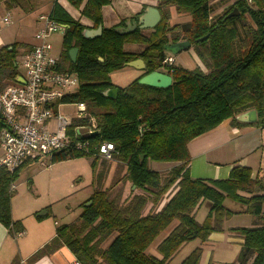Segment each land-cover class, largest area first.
Instances as JSON below:
<instances>
[{
	"label": "trees",
	"instance_id": "16d2710c",
	"mask_svg": "<svg viewBox=\"0 0 264 264\" xmlns=\"http://www.w3.org/2000/svg\"><path fill=\"white\" fill-rule=\"evenodd\" d=\"M66 1L77 9L81 7L80 16L91 21L90 26L84 25L56 1L49 12L52 20L64 26L58 69L78 77L76 90L62 101L83 102L95 117L96 131L86 137L79 134L75 139L85 138L91 144L112 143V158L125 165L124 179L134 188L127 190L121 202L118 195L110 198L107 189H95L76 220L60 224L56 235L27 262L64 244L79 264H169L185 243L198 239L203 244L211 233L224 231L225 219L235 213L223 204L228 198L241 205L239 212L257 216L258 222L228 229L242 238L240 252L236 263L219 264H261L264 174L253 176L250 167L234 165L227 178H192L187 144L225 119L237 126L264 127V0H235L214 19L210 17L212 0H157L161 18L148 34L138 28L120 33L118 27L124 26L127 19L115 26H102L101 8L111 0ZM5 2L10 7L11 0ZM234 9L238 15L228 16ZM141 12L129 21H136ZM172 12L187 14L190 19L171 25ZM247 19L251 22L243 23ZM99 25L100 35L83 36V30ZM179 40L191 43L207 71L174 66L167 71L172 77L170 86L139 84L142 75L163 66L164 45ZM125 43L144 48L137 53L127 52L123 49ZM20 47V42L0 46V92L20 75L16 61ZM72 48H77L75 61L68 54ZM138 58L145 65L142 74L123 87L111 82L112 71ZM115 87V98L104 95ZM250 110L256 111V122L236 119ZM80 123L85 120L74 119L69 133L73 134V127ZM79 155L99 159L93 152L57 153L52 159ZM148 160L171 163L172 168L162 174L148 168ZM21 166L12 172L0 166V223L12 236L23 230L21 221L11 218L14 191L9 190ZM203 201L208 210L204 220L198 222L195 211ZM46 210L49 216L50 208ZM35 217L42 219L37 214ZM110 237V242L102 246ZM153 246L158 256L149 252ZM202 251V246L195 247L179 264H199ZM12 264H18V258Z\"/></svg>",
	"mask_w": 264,
	"mask_h": 264
},
{
	"label": "crops",
	"instance_id": "0c3cea01",
	"mask_svg": "<svg viewBox=\"0 0 264 264\" xmlns=\"http://www.w3.org/2000/svg\"><path fill=\"white\" fill-rule=\"evenodd\" d=\"M5 1L0 2V18L8 16L11 23L3 26L0 30V46L20 42L23 45V47L19 48L21 54L35 44V32L41 26V21L38 17L45 13L43 11L49 13L54 1L62 6L73 18L79 19L84 25H91L90 20L80 16L81 7L79 9L73 8L66 0H11L10 7H6L8 3ZM157 4V0H111L109 4L101 8L102 26H115L123 19H127L125 22H129V18L132 15L143 12L148 6L157 8ZM174 14L172 12L171 16ZM150 31L151 29L142 30L145 34ZM126 44L129 47L125 49L124 45ZM143 48V45L137 43L123 44V49L127 52L137 53ZM189 51L191 50L182 51L179 54L188 53ZM130 68L134 71L132 79L143 73V68ZM187 149L190 154L189 174L192 178H227L230 169L234 165L250 167L253 176L258 175L260 177L264 174V127L253 125L237 126L233 125L230 119H225L212 130L190 140L187 144ZM16 187L15 184V190L17 189ZM207 206L206 201L201 202L195 211V215L202 209L206 213L208 210ZM44 211L37 214L42 216L40 220L36 219L35 216L31 217L32 219H29V221L21 218L23 230L14 236L10 235L7 228L0 223V264H12L15 258H18V264H73L74 261H78L75 255L63 244L40 258L30 263L27 262L29 256L56 235V228L62 224L56 214L52 220L46 216L47 210L45 209ZM11 218L14 221L20 220V218L14 216L13 210H11ZM257 222L256 219L253 225ZM224 228L226 230V226L223 223ZM227 232L211 233L208 241L202 244V255L205 249L208 248L207 245L213 241H221L224 238L222 236L225 234L229 235V239L230 237L232 238V242L235 241V243L240 245L242 238L239 234L233 231ZM208 260L206 258L200 259L199 264H207Z\"/></svg>",
	"mask_w": 264,
	"mask_h": 264
},
{
	"label": "rangeland",
	"instance_id": "374dc122",
	"mask_svg": "<svg viewBox=\"0 0 264 264\" xmlns=\"http://www.w3.org/2000/svg\"><path fill=\"white\" fill-rule=\"evenodd\" d=\"M235 0H212L211 4L214 7L211 13V19L221 14L224 9L231 5ZM72 7V6H71ZM74 8V7H73ZM42 15L47 16L49 13L43 11ZM39 18V17H38ZM190 19L187 14L170 15L169 23L171 25L178 22L186 23ZM251 22L249 19L244 20L243 23ZM13 27V26H12ZM62 33L60 31L53 33L50 36V42L53 49L52 54L59 57L61 49ZM128 44L124 45L126 49ZM166 54L170 52L166 51ZM194 50L184 54H175V64L177 67H182L187 70L195 68L207 71L203 63L196 56ZM21 53L17 55L16 61L19 62ZM134 75L132 68L122 66L115 71H112L109 76L110 80L117 86L123 87L133 79ZM61 111L66 115H73L75 113V106L73 104H66L61 107ZM88 128L83 127L79 129V134L88 133ZM92 155L67 156L65 159L54 160L52 154L41 155L35 160L24 162L19 168L17 177H15L14 184L16 190L10 199L11 210L14 216L24 218L29 221L35 214H39L49 207V216L52 220L56 216L59 221L66 224L76 220L81 211V206L89 198L95 189H107L110 198H115L117 195L118 202H121L128 189L133 188V185L125 181V165L115 160L99 159L95 161ZM148 168L160 171L166 174L172 168V164L165 162H155L148 160ZM114 167V169H113ZM118 193V194H117ZM226 208L234 210L235 213L229 215L224 222L227 232L230 226L242 227L252 226L254 221L258 218L249 213L239 212L241 205L226 198L223 202ZM207 213V212H206ZM204 209L197 212L195 218L198 222H202L206 216ZM170 225L167 229H170ZM230 227V228H229ZM227 232V233H229ZM162 235L157 239L159 240ZM221 241H213L203 252L202 258L209 259L215 264L219 263H236L240 252V245L232 242L229 235H224ZM112 237L108 238L102 246H105ZM155 245V243L153 244ZM202 246L198 239L191 240L185 243L177 254L172 257L169 264H179L195 247ZM150 253L158 256L154 246L150 248ZM210 257V258H209Z\"/></svg>",
	"mask_w": 264,
	"mask_h": 264
},
{
	"label": "built area",
	"instance_id": "2783aa9c",
	"mask_svg": "<svg viewBox=\"0 0 264 264\" xmlns=\"http://www.w3.org/2000/svg\"><path fill=\"white\" fill-rule=\"evenodd\" d=\"M41 26L35 32V44L21 54L17 63L20 75L14 84L0 92V166L12 172L22 163L35 160L41 155L57 153L93 152L102 159L110 160L114 146L110 142L91 144L88 140L75 139L79 129L88 133L96 131L95 117L83 102H64L63 98L74 92L78 77L74 72L58 69V57L52 54L50 36L64 26L47 16L39 17ZM8 16L0 18V30L9 25ZM163 63L173 70L174 55H167ZM75 106L73 115H66L61 107ZM85 120L73 127L72 121ZM10 191L15 184H10ZM73 264H79L74 261Z\"/></svg>",
	"mask_w": 264,
	"mask_h": 264
},
{
	"label": "water",
	"instance_id": "95a60500",
	"mask_svg": "<svg viewBox=\"0 0 264 264\" xmlns=\"http://www.w3.org/2000/svg\"><path fill=\"white\" fill-rule=\"evenodd\" d=\"M238 15V12L234 9L233 13H229L228 16ZM161 15L156 7L148 6L139 16L136 21L126 22L124 26L118 27L120 33H127L136 28L138 29H153L160 21ZM102 27L99 25L96 29H85L83 30V36L86 38L96 37L101 34ZM207 35L200 38L204 39ZM190 47V42L187 40H181L176 42L166 43L163 47L164 50L171 54H179L182 51L187 50ZM69 58L71 61H75L77 55V48H72L68 51ZM101 60V58H99ZM124 66L144 68V62L142 59H134L132 61L124 63ZM17 81V80H16ZM137 82L142 85L166 88L171 85L172 77L163 71H152L142 75ZM104 95L115 98L117 95V88L108 89L104 92ZM236 119L240 122L254 123L257 121V114L255 110H250L237 115ZM83 137L87 136V133L82 134ZM142 159V157H140ZM90 203V202H89ZM87 203V205L89 204ZM45 213V211H44ZM261 264H264V260Z\"/></svg>",
	"mask_w": 264,
	"mask_h": 264
},
{
	"label": "flooded vegetation",
	"instance_id": "af4514ba",
	"mask_svg": "<svg viewBox=\"0 0 264 264\" xmlns=\"http://www.w3.org/2000/svg\"><path fill=\"white\" fill-rule=\"evenodd\" d=\"M132 21V20H131ZM126 23V22H125ZM125 25V24H124ZM179 41H181V40H179ZM188 41V40H187ZM169 43V42H168ZM188 50H193V48H192V46H191V43H190V47L187 49V50H185V51H188ZM165 51V53H166V50H164ZM168 52V51H167ZM171 54V53H170ZM170 54H165L166 56L167 55H170ZM173 55V54H172ZM165 56V57H166ZM164 57V58H165ZM163 58V59H164ZM162 63H163V61H162ZM143 70H144V68H143ZM169 70V67H167L164 63H163V66L160 68V69H158L157 71H163V72H165V73H167V71ZM168 74V73H167Z\"/></svg>",
	"mask_w": 264,
	"mask_h": 264
}]
</instances>
